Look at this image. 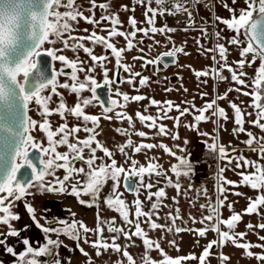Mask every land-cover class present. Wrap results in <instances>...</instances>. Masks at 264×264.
I'll return each mask as SVG.
<instances>
[{
    "label": "snow or ice",
    "instance_id": "1",
    "mask_svg": "<svg viewBox=\"0 0 264 264\" xmlns=\"http://www.w3.org/2000/svg\"><path fill=\"white\" fill-rule=\"evenodd\" d=\"M89 2L90 7L86 10L91 15L86 16L84 11L80 10V5L76 3V0H0V224L6 225L8 229L6 233L0 232V237H2L0 238V247L3 248L4 253L13 257L12 264H41L39 258L51 255L53 249L61 243L58 238L53 239L51 234H55L57 237L63 234L77 242L83 238L84 243H90L97 258L109 252L119 253L121 258H118L114 264H137L136 258L128 251L130 246H136L133 241V237H135L141 240L144 248V252L140 255V264H185L187 261L197 260L199 264H210L213 250L215 248L223 249L229 243L234 247L243 249L245 257L255 258L259 264H264V243L253 244L245 239L254 227L264 230V223L258 225L247 223L245 231L236 230L238 224L242 222L243 215H259V209L264 206V163L260 162L264 160V136L257 137L244 127L245 116L252 117L254 114L255 119H249L247 123L264 132V0H243V7L238 9L229 7L228 3H224L223 7L229 11L230 17L215 16V21L225 25L227 30L233 33L232 37L227 40V44L236 46L240 59L232 63L228 61V47L225 43H219L222 39V30H215L216 24L214 22L213 31L209 33L207 24L198 26L194 18L193 6L203 3L205 8L211 9L212 5L208 0H134L135 5L145 7L144 17L147 27H137V19L134 16H129L128 24L131 31L121 30L123 22L119 19L118 13H108L110 7L108 3L97 4L96 0H89ZM231 3L236 5L238 0H231ZM153 4L156 6L153 7ZM121 7L125 11H135L134 6L129 8L128 5H122ZM97 8L105 13L99 19L95 16ZM61 9L64 10L61 11ZM180 14H185L187 17L185 26L181 30L187 32L198 28L202 33L201 36L194 38L198 49L213 53L210 57L213 62L211 66L202 70L192 69L198 81L202 80L205 85L208 78L217 82L228 81L229 78L223 75V72L227 70L233 84L250 88V91H242L241 87H230L223 94H217L211 99H208L209 94L207 92H201L199 95L204 101L201 107H197L193 100L182 102L187 105L183 108L171 100L157 101L144 95L130 96L128 93L121 92L119 87L115 89L114 95L120 99L113 98L111 87L113 84L127 83L135 87L136 79L139 78V86L143 87L149 81L148 76L134 72L132 66L122 63V60L126 51H131L139 44H143L145 39L150 38V33L153 44L148 45L149 51L154 50V46L160 43L154 40L156 34L165 35L172 47L155 59H145L143 55L133 57V60L144 61L142 67L148 65H157L158 67L161 64L167 67L169 62L175 63L178 54L189 55L185 51L187 41L181 45H176L172 37L167 35L168 33H175L178 30L176 27L167 24L160 27L156 26L157 17L165 15L175 17ZM80 20L93 25L89 35H72L74 31L78 30L74 24L78 26ZM104 23L109 24L110 27L101 28L100 32H106L107 35L98 34L96 27ZM83 31L89 32L87 28ZM138 33L141 34L139 40L136 39ZM115 37L124 38L126 46L118 48L112 42ZM209 38L217 42L212 47L204 49L201 40ZM69 41H73V43L70 44ZM84 41L90 42L93 46H86ZM58 42L63 45L62 48L44 47L45 44L56 45ZM96 45H102L105 52L114 57L117 69L122 68L129 74L126 80L119 79L118 74L116 78H110V70L105 64V61L110 62L109 56L105 54L95 55L94 48ZM65 49H70L73 52L82 50L90 57L91 65H86L84 61L79 59L78 55L75 59H69L63 54H58ZM139 51L143 53L145 50L139 48ZM47 58H50L51 61L61 62L63 66L59 70L53 67L49 72L50 62ZM167 58L172 59L169 61ZM257 61H259V65L255 69V74L249 84L246 79L248 74L244 69L246 66H254ZM98 66L102 69V83L98 82L94 75ZM65 68L70 69V73H66ZM81 73L83 79L80 78L79 74ZM61 76H68L71 84L67 80L61 83L59 80ZM105 86L108 87L110 93L108 106H105V102L100 100L97 94V90ZM58 88L69 89L76 94L78 99L74 106L69 107L66 104L62 94L57 91ZM135 90L138 91V89ZM84 91H89L92 95L83 97L81 94ZM167 91H171V89H167ZM232 91L251 97L249 107L254 109V113H245L239 104L228 100V94ZM53 96L60 97L54 108L50 107ZM145 99H149V105L145 107L144 113L147 112L148 107H156V115L137 111L135 116L144 127L150 131L155 130L157 136L169 135L167 125L162 121L173 120V127H178L181 117L186 115L193 117L192 124H185L187 128L199 132L201 122L212 121L218 125L217 131L221 130L223 125L220 121L227 122L229 116L226 109L220 106L218 102L228 100V106L234 113L233 134L237 136L245 134L248 138L242 143L258 154V160H250L243 155L230 157L227 148L216 143L217 138L214 137L213 142L208 144V148L218 152L220 158L226 159L228 164L235 160L236 169H240L238 172L240 180H228L223 176L225 168L222 167L217 176V195L214 201L208 196L207 189L198 190L207 199V203L200 205V209L206 210L207 215H202L197 221L196 217L189 214V220L193 224L200 223L202 225L200 228L176 226V220L183 219L178 208L175 215L171 211L167 214V218L172 222L171 226L156 222L160 218V201L166 197V192L164 187H159L155 192L151 191L155 186L152 177L163 176L168 184L179 191L181 189L179 177L190 175L192 166L186 157L177 156L176 152L162 142L159 145L144 143L143 139L151 138L145 131H135V135L142 138V142L134 145L131 138L132 132H130V129H135L133 117L123 109L127 107L130 101L139 102ZM94 102L99 103L102 108V116L86 112L88 107L96 106ZM33 105H35L37 115L41 117L40 120L34 119L29 114L33 110ZM117 109L120 110L117 111ZM173 110L179 115L171 116L170 113ZM113 112L116 120L121 123L125 120L128 122L127 129L115 128L118 134L127 137L124 143L117 145L115 151L110 150L97 139L100 135L97 129L101 118L111 121L114 117L109 113ZM66 114L82 121V126L77 124L69 127ZM52 115H59L64 121L55 130H53L49 119ZM89 124L91 127L88 126ZM36 131L44 134L46 144L36 138L33 134ZM81 131L87 134L83 139L77 135ZM199 134L210 135L209 133ZM172 138L179 139L178 133ZM185 143L188 141L185 140ZM254 144L256 147H253ZM61 147H66L67 151H59L58 149ZM156 147L163 149L166 154L176 157L178 164H173L170 169L177 177L175 183L166 173L159 171L161 165L153 162L155 157L148 159L146 165L134 158V154H139L142 150L150 151ZM177 147L179 146L177 145ZM127 149H131V155ZM117 151L124 157L122 163L115 158ZM180 151H184V149H180ZM232 151L235 153L236 149L233 148ZM98 152H102L103 155H97ZM77 161L82 162L80 167L75 166ZM36 162L39 163L40 167L37 166ZM57 170H63L62 177L57 175ZM122 175L125 180V187L129 190L133 189V177L138 178L139 181L135 187L137 198L133 201L134 219L130 218L129 205L122 199L123 194L119 192ZM80 177H84V179H80ZM108 181L112 182L111 194L105 198L104 202L109 209L119 214L123 222L121 226H117L116 217L104 221L99 218V213H97L95 229H90L83 221L75 219L70 224L64 220L46 221L48 225L55 223L59 226H45L37 220L32 205L27 204L26 211L36 226L44 233L45 243L33 247L28 238H23L21 242L24 248L19 252L14 245L8 244L10 237H20L22 231L12 226L13 221L20 219L18 214L11 211L14 202L32 195V189L41 193H67L75 196L81 205L98 207L100 192ZM226 185L247 186L251 190L257 191L258 194L255 198L246 197L248 200L246 208L243 213H237L234 211V203L228 201L229 189ZM141 188L147 191L146 199L151 202V207L147 211L144 210L143 201L139 199ZM232 194L236 196L245 195L241 192ZM84 196H89L90 200L86 201L82 198ZM154 197L156 200L152 202ZM175 199L173 197L174 201ZM225 207L230 213L227 218H224L222 214V209ZM153 216L156 217L155 220ZM141 217L144 218L143 223L147 224L151 230L166 228L168 232L174 231L175 234L194 233L198 238H206L207 233L211 231L215 237L203 247L199 256L190 253L173 257L164 251L158 240L149 237L148 232L142 227ZM103 225H106L107 231L112 234L110 238H104L105 228ZM124 225H127L129 230L126 231ZM26 229L27 226H25ZM89 233H94L96 239L89 242ZM121 238L126 241L124 245L118 243ZM258 239L264 241V236H259ZM169 243L179 251L175 240H171ZM253 247H259L262 251L254 253L251 251ZM79 250L85 257L89 258L87 264H93L89 253L82 247ZM154 250L160 253V259L151 256V252ZM217 258L219 264H229L231 259L223 251L217 254ZM0 264H4V262L0 261ZM54 264H61V262L56 260Z\"/></svg>",
    "mask_w": 264,
    "mask_h": 264
},
{
    "label": "rangeland",
    "instance_id": "2",
    "mask_svg": "<svg viewBox=\"0 0 264 264\" xmlns=\"http://www.w3.org/2000/svg\"><path fill=\"white\" fill-rule=\"evenodd\" d=\"M76 3L80 5V10L84 11V15L88 16L91 15L90 12H88L86 9L90 7L89 0H76ZM96 3H108L110 5L108 9V13H118L119 19L123 22V28L121 30L123 31H131V27L128 24V18L129 16H134L137 21V27H147L145 17H144V11L145 7L135 5L134 0H96ZM224 3H228L229 7H243V0H238V3L236 5H232L231 0H213V9H207L204 6L200 7L196 15L194 16L196 23L198 26H204L207 24L208 26V32L211 33L213 31V23L216 24L217 31H221V37L222 39L219 41V43H225L226 47L229 49L228 54V61L229 63H232L236 60L240 59L239 51L236 48V46H231L227 44V40L230 39L233 35V33L229 30H227L226 26L219 23L218 21H215V16L219 15L223 18H229L230 13L228 10H226L223 7ZM122 5H128L129 8L135 7V11H125L121 6ZM156 5L153 4V7ZM64 9H61L63 11ZM105 14L102 10L99 8L95 11V16L97 19L101 15ZM163 19L161 17H157L156 19V26L160 27L163 26ZM74 27H78L77 31H74L72 33L73 36H87L90 34L91 30L93 29V25L85 23L83 20H80L79 25H75ZM110 27L109 24L104 23L101 25H98L96 27V31L98 34L101 35H107L106 32H100L101 28H107ZM87 28L89 32H84L83 29ZM178 30L175 33H168L167 35H170L172 39L175 41L176 45H181L185 41H187V46L185 48V51L189 53V55L184 54H178V56L175 58V63L168 64L167 67H163L162 64L157 67V65H148L146 67H142L144 64L143 60H133V57L141 56L143 55L145 59H155L158 55H160L163 52H166L171 49L172 45L168 43L167 37L165 35L156 34L154 36V40L159 41L160 43L158 45L154 46V50L149 51L148 45L153 44V38H151L152 34L150 33V38L145 39L143 44H139L136 48H133L131 51H126L123 55L122 63H127L132 66V70L134 72H140L142 76H148L150 79L147 82V84L143 87L139 86V78L136 79L135 87L133 85H129L127 83H121L119 85L113 84L112 87V95L113 98L120 99L119 97H115V89L119 87V90L123 93H128L130 96L132 95H144L148 98H154L157 101H167L171 100L175 104H180L181 108L186 107L187 105L185 103H182L184 101H193L195 102L197 107H201L204 103V101L200 98L199 93L201 92H207L209 94L208 99H211L215 97L217 94H223L228 88L230 87H241L242 91H250V88H243V86L235 85L230 81V73L225 70L223 72V75L225 77H228V81H215L212 78H208L207 84L205 85L202 80L198 81V79L193 74L192 69L196 70H202L205 67L212 65L211 55L213 53H208L205 50L198 49L194 38L199 37L202 35V33L197 28L196 30H189L187 32L182 31V28H177ZM141 38V34L138 33L137 40ZM112 42L119 48V47H125L126 42L124 38L122 37H115ZM217 41L214 39H202L201 43L204 45V49H207L209 47H212ZM69 43H73V41H69ZM85 45L88 47H92L93 45L88 42L84 41ZM45 48L48 47H56V48H62L63 45L61 43H57L56 45H49L45 44ZM139 48H143L145 51L141 53L139 51ZM63 54L67 56L69 59H75L77 55L79 56V59L81 61H84L86 65H91L90 57H88L82 50H79L78 52H73L70 49H65L63 52L58 53ZM94 54L95 55H108L109 60L105 61V64L109 71L110 78H116L118 74V78L122 80H126L128 78V73L125 72L122 68L117 69L115 66V59L110 55V53H106L102 45H96L94 48ZM250 59V57H249ZM54 65L57 70H59L63 65L59 61H54ZM259 61L252 66V67H245L244 71L248 74L247 80L250 84L251 79L253 78L255 74V69L258 67ZM188 66H191L190 68ZM235 66V65H233ZM70 69L65 68L66 73H70ZM80 78L83 79V74H79ZM95 78L98 82H103V74L102 69L98 66L96 68V72L94 73ZM59 80L61 83L68 81L69 84H71V80L68 76H61L59 77ZM135 89H138L135 90ZM167 89H171V91H167ZM184 89H187V91H184ZM57 91L62 94L64 97L66 104L69 107H72L77 102V96L75 93H72L69 89H63L58 88ZM47 94V93H46ZM83 97H90L92 94L89 91H84L81 94ZM60 97L59 96H53L52 102L50 104V107H56ZM228 100L235 101L237 104L240 105L241 109L245 112H252L254 113V109L249 107L251 104V97L242 95L241 93H238L236 91H232L228 94ZM228 100H222L218 103L220 106L224 107L227 111V114L229 116V119L227 122L220 121V123L223 125V128L219 131H217L218 125L212 121L208 122H201L199 125V132L196 130H193L191 128L185 127V124H192L193 123V117L192 115H186L184 117H181L179 126L173 127L174 121L170 119H166L162 121L164 124L167 125V128L169 130L168 136H157L155 130H149L147 127H144L139 120L136 118L135 113L137 111H140L144 113V109L146 106L149 105V99H145L143 101L139 102H129L127 107L123 109V111L127 112L129 115L133 117V123L135 125V129H130V132H132V140L134 142V145L139 144L142 142V138L135 135V131H145L148 133L150 139H143L144 143H153L159 145L161 142L167 145L172 151L176 152L177 156H184L186 157L191 166H192V172L188 176L181 175L179 177V183L181 185V189L177 191V189L168 184L166 179L163 176L157 177L153 176L152 180L155 184L153 189H151L152 192H155L158 190L159 187H164L166 192V197L162 198L160 203L161 207L159 210L160 218L156 220L157 223L165 225V226H171L172 222L167 218L168 212H172L173 215H175L176 209L178 208L180 210V216L183 218L182 220L178 219L176 220V226L179 227H185V228H200L202 225L200 223L193 224L191 220H189V214L191 216L196 217L197 221L201 218L202 215H207V211H202L200 209V205L207 203L206 197H204L202 194L199 193L198 190L200 189H207L208 196L211 197V199L214 201L217 195L216 187L218 184V172L220 168H225V171L223 173V176L226 177L228 180L233 181H239L240 176L238 175V172L240 169H236L235 167V160H233V163L228 164L226 159H221L218 152L214 156H209L205 154L206 150H209L208 144L213 142V138L216 139V143L218 145H224L228 150V155L230 157H234L237 155H243L247 157L250 160H258V154L256 152H253L248 146H246L242 141L246 140L248 137L245 134H239L234 135L233 134V128L234 120H233V110L228 106ZM96 104L95 107H88L86 109V112L88 114L98 115L102 116V108L99 106V103L94 102ZM33 110L29 113L34 119L40 120L41 117L37 115V112L35 111V105L32 106ZM120 109H117L119 111ZM157 108L156 107H148L147 112L144 114H151L156 115ZM109 115H112L114 118L113 120L109 121L106 119L101 118L99 123V128L97 129L98 132H100V135L97 137L98 140L103 142L105 146H107L110 150L115 151L117 145H120L124 143L127 139L126 136L120 135L115 131V128L117 127H123L128 128V122L127 120L123 121L121 123L120 121L115 119V113H109ZM171 116L175 117L179 115L178 112L173 110L170 113ZM67 123L69 127L75 126L77 124H81L82 121L77 120L75 117H73L70 114H66ZM50 122L53 126V130H55L56 127H58L61 123L64 121L61 120L59 115H52L49 117ZM249 119H255V115L253 114L252 117L245 116V124L244 127L246 130L251 131L254 133L255 136L260 137L264 136V132H262L259 128L252 126L251 124L247 123V120ZM215 120V118H213ZM91 127V124L88 125ZM178 133L179 139H173L172 136ZM199 133H209L210 135L205 136L201 135ZM38 140L44 141L46 144L47 141L44 137V134L36 131L33 133ZM81 139H83L87 134L83 131L79 132L77 134ZM71 139V138H70ZM185 140L188 141V143H185ZM74 142V140H73ZM177 145L179 147H177ZM94 146V145H93ZM253 147H256L254 144ZM236 149V152L234 153L232 149ZM180 149H184V151H180ZM61 152L67 151L66 147H61L58 149ZM129 154L131 155V149H127ZM87 155V150H86ZM97 155H103L102 152H98ZM155 157L156 159L153 161L154 163H158L161 165V168L159 171L166 173L167 176L171 177L173 180V183L177 180V177L173 172H171V166L173 164H178V161L176 157H173L171 155L166 154L163 149L156 147L152 150H142L139 154H134V158L137 159L141 164L147 163L148 159H151ZM115 158L118 160V162H123L124 157L121 156L118 151L116 152ZM206 159H214V162L212 165L207 164ZM261 163H264V160L260 161ZM82 162L77 161L75 163L76 167H80ZM127 167V166H126ZM63 170H57V175L62 177L63 176ZM80 179H84V177H80ZM147 182V177L145 178ZM139 181H137L138 184ZM111 181H108L107 185H105L99 196L98 201V209L100 212V219L107 221L110 220L112 217H116L117 226H121L123 224L119 214L111 209L108 208V206L105 204V198L110 195V189H111ZM229 189L228 193V201L234 203V211L237 213H243V210L246 208L248 200L246 197H252L255 198L257 196V191L251 190L247 186H240V187H233L226 185ZM119 192L122 193V199H124L130 208V218L134 219V206L133 201L137 198V193L134 190L133 192L127 191L124 185V177L121 176L120 179V187ZM234 192H241L245 195L242 196H236L232 193ZM147 191L145 189H140L139 191V199L143 201L144 203V210L147 211L151 207V202H149L146 199ZM173 197H175V201L173 200ZM83 199L90 200L89 196L82 197ZM156 198H153L152 202H155ZM17 201L14 202V206L12 207L11 211L14 213L15 207H16ZM260 214H251V215H243L242 216V222L238 224L237 231H245V225L247 223H252L253 225H258L259 223H264V206H262L259 209ZM222 214L224 218H227L230 213L227 207L222 209ZM153 219L155 220L156 217L153 216ZM144 218L141 217L142 227L148 232V235L150 238L154 240H158L161 244V247L164 249L165 252H167L169 255L176 257V256H183L188 255L190 253H194L195 255L199 256L202 252L203 247L215 237V234L211 231L207 233L206 238H198L195 236L194 233H188V232H182L180 234H175L173 232H168L166 228L157 229V230H151L147 224L143 223ZM187 222V223H185ZM13 224V223H12ZM105 228V231L103 233L104 238H110L112 235L107 231V226L103 225ZM125 230H129L127 225H124ZM7 226L0 224V232L6 231ZM134 231V228L132 229ZM259 236H264V230H261L259 228H255L249 232V234L246 236V241H250L253 244H260L264 243V241H260L258 239ZM175 240L176 245L179 248V251H177L176 247L172 246L169 241ZM198 240V243H197ZM134 244L136 246H130L128 248V251L133 254V256L136 258L137 264H140V255L144 252V248L142 245V242L140 239L133 237ZM243 242V241H242ZM118 243L121 245H124L126 241L121 238ZM223 251L224 253L228 254L231 259L229 261V264H259V262L255 258H248L244 256V250L232 246L230 243L225 246L223 249L215 248L212 252V258L210 260V264H219V260L217 258V254ZM254 253H260L262 250L259 247H253L251 249ZM151 256L155 259H160V253L158 251H152ZM121 258V254L119 253H107L100 256V264H114V262ZM41 261V264H54L51 261H44L41 258H39ZM185 264H199V261H187Z\"/></svg>",
    "mask_w": 264,
    "mask_h": 264
},
{
    "label": "crops",
    "instance_id": "3",
    "mask_svg": "<svg viewBox=\"0 0 264 264\" xmlns=\"http://www.w3.org/2000/svg\"><path fill=\"white\" fill-rule=\"evenodd\" d=\"M32 195L22 198L17 201L15 207V214H18L20 219L13 221L12 226L21 231L20 237H10L8 239L9 245H14L17 252L23 250L22 244L23 238H28L33 247H38L45 243L44 233L30 218L29 213L26 211L27 204H31L35 209V215L40 224L45 226L57 227L58 224H46V221L64 220L69 224L75 219L77 221H83L90 229H95L97 226V213L100 212L97 206L88 207L81 205L77 198L73 195L63 193H47L38 192L36 189H32ZM73 213L75 214L73 216ZM25 226L27 229L25 230ZM4 233L6 231H2ZM53 239H59L61 242L58 247L53 249V253L48 255V258L57 256L61 264H87L89 258L85 257L79 250L83 248L89 253V257L92 259L93 264H100V257H96L94 249L90 246V243H84L83 238L79 242L70 238L68 235L61 234L57 237L55 234H51ZM83 237V233L81 232ZM2 238V237H0ZM89 242L96 239L94 233L88 234ZM0 261L4 264H12L13 257L4 253L2 247H0Z\"/></svg>",
    "mask_w": 264,
    "mask_h": 264
},
{
    "label": "built area",
    "instance_id": "4",
    "mask_svg": "<svg viewBox=\"0 0 264 264\" xmlns=\"http://www.w3.org/2000/svg\"><path fill=\"white\" fill-rule=\"evenodd\" d=\"M208 2L212 5L211 9H213V0H208ZM202 6H204L203 3L193 6L194 16L196 15L197 10ZM207 9H209V8H207ZM161 18L163 19L164 24H167L171 27H176V28H183L185 26L186 21H187V17L185 14H180V15H177L175 17L165 15ZM206 162H207V164L212 165L214 162V159H206Z\"/></svg>",
    "mask_w": 264,
    "mask_h": 264
},
{
    "label": "water",
    "instance_id": "5",
    "mask_svg": "<svg viewBox=\"0 0 264 264\" xmlns=\"http://www.w3.org/2000/svg\"><path fill=\"white\" fill-rule=\"evenodd\" d=\"M47 59L50 62V67H49V72H50L51 71V68L54 67V61H51L50 58H47ZM167 59L169 61H171L172 58H167ZM170 63H172V62H169L168 64H170ZM162 66H164V65L162 64ZM97 94L99 95L100 99L105 102V106H108V97L110 95L108 87L105 86L102 89H98L97 90ZM32 151H36V150H32ZM30 158H31V152H30ZM36 163H37V166L40 167L39 163L38 162H36ZM21 171H23V169H21ZM17 175L19 177V173ZM137 181H138V178L133 177L132 178L133 189L132 190H129L128 188L125 187L127 189V191L133 192L135 190L136 185H137ZM124 185H125V180H124Z\"/></svg>",
    "mask_w": 264,
    "mask_h": 264
},
{
    "label": "flooded vegetation",
    "instance_id": "6",
    "mask_svg": "<svg viewBox=\"0 0 264 264\" xmlns=\"http://www.w3.org/2000/svg\"><path fill=\"white\" fill-rule=\"evenodd\" d=\"M164 67V66H163ZM54 68L56 69V67H55V65H54ZM101 100V99H100ZM42 260H44V261H46V262H48V261H51V262H55L56 260H59L60 261V259L57 257V256H54L53 258H48V256H41L40 257ZM61 262V261H60Z\"/></svg>",
    "mask_w": 264,
    "mask_h": 264
},
{
    "label": "trees",
    "instance_id": "7",
    "mask_svg": "<svg viewBox=\"0 0 264 264\" xmlns=\"http://www.w3.org/2000/svg\"><path fill=\"white\" fill-rule=\"evenodd\" d=\"M205 154H206V155H209V156H214V155L216 154V152H214V151H212L211 149H209V150H206V151H205Z\"/></svg>",
    "mask_w": 264,
    "mask_h": 264
}]
</instances>
